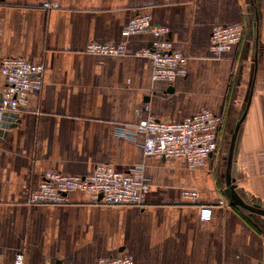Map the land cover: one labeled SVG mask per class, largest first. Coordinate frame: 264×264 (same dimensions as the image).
Instances as JSON below:
<instances>
[{
	"label": "crops",
	"instance_id": "0c3cea01",
	"mask_svg": "<svg viewBox=\"0 0 264 264\" xmlns=\"http://www.w3.org/2000/svg\"><path fill=\"white\" fill-rule=\"evenodd\" d=\"M50 1L47 9L45 0H0V97L4 57L46 67L41 92L0 135V264H15L18 252L24 264H97L123 251L134 264H264V214L226 194L230 174L237 195L264 209V0ZM139 14L167 28L186 58L172 83L154 80L140 55L156 37L122 33ZM232 24L244 26L243 40L216 60L213 29ZM91 41L126 42L127 53L90 54ZM205 108L223 124L203 167L148 156L142 134H119L137 111L180 121ZM98 165H142L146 203L109 205L74 191L65 204H28L45 172L88 174Z\"/></svg>",
	"mask_w": 264,
	"mask_h": 264
},
{
	"label": "built area",
	"instance_id": "2783aa9c",
	"mask_svg": "<svg viewBox=\"0 0 264 264\" xmlns=\"http://www.w3.org/2000/svg\"><path fill=\"white\" fill-rule=\"evenodd\" d=\"M43 6L51 8L50 0ZM169 30L154 24L148 14H139L124 27L125 37L137 34H153L152 45L140 55L150 60L154 80L174 82L184 75L182 64L184 54L173 49L168 40ZM244 36L242 24L221 25L213 29L211 50L213 58L221 59L224 54L240 44ZM86 52L103 56H123L127 53L126 42L108 43L91 41ZM46 67L21 57L8 56L1 60V73L5 85L0 97V130L11 131L19 122L22 108L27 106L32 95L41 92ZM149 107L145 106V110ZM139 120L119 129V134L128 139L143 135L142 148L146 155L159 158H182L191 168L203 167L209 157L218 150V134L223 117L205 108L180 121H161L154 115L141 116ZM149 181L143 166L138 165L127 172H121L110 165H98L88 174H65L47 171L39 184L31 190L28 204L68 203L69 194L74 191L93 194L97 201L109 205L143 206L149 191ZM220 204H225L223 200ZM134 255L123 251L119 255L102 258L97 264H134ZM15 264H24V254L18 252Z\"/></svg>",
	"mask_w": 264,
	"mask_h": 264
},
{
	"label": "water",
	"instance_id": "95a60500",
	"mask_svg": "<svg viewBox=\"0 0 264 264\" xmlns=\"http://www.w3.org/2000/svg\"><path fill=\"white\" fill-rule=\"evenodd\" d=\"M246 113V112H245ZM243 118L244 116L239 120V122L237 123V126H236V130L234 132V135H233V138H232V142H231V158L233 157V153H234V144H235V140H236V137H237V132L241 126V123L243 121ZM9 133V131H2L0 130V135H7ZM228 182H229V186L227 187L226 189V194L230 197L231 199V202L233 204H238L246 209H249V210H253V211H257L261 214H264V209H260V208H254V206L250 205V204H247L245 203L238 195L237 193L235 192L234 190V187L232 186V179H231V175L229 174L228 175Z\"/></svg>",
	"mask_w": 264,
	"mask_h": 264
},
{
	"label": "rangeland",
	"instance_id": "374dc122",
	"mask_svg": "<svg viewBox=\"0 0 264 264\" xmlns=\"http://www.w3.org/2000/svg\"><path fill=\"white\" fill-rule=\"evenodd\" d=\"M241 80V76L239 74H237V76L235 77L234 82L240 81Z\"/></svg>",
	"mask_w": 264,
	"mask_h": 264
}]
</instances>
